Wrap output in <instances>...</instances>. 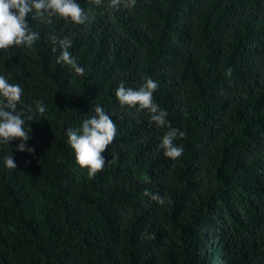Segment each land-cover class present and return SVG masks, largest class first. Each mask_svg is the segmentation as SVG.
Returning <instances> with one entry per match:
<instances>
[{
    "label": "trees",
    "instance_id": "trees-1",
    "mask_svg": "<svg viewBox=\"0 0 264 264\" xmlns=\"http://www.w3.org/2000/svg\"><path fill=\"white\" fill-rule=\"evenodd\" d=\"M77 2L85 23L30 19L40 40L0 50L25 115L46 106L27 121L34 154L0 145V264H264V0ZM51 35L72 40L83 76L56 63ZM148 77L185 133L176 161L157 151L167 129L115 96ZM95 103L117 136L89 177L65 133Z\"/></svg>",
    "mask_w": 264,
    "mask_h": 264
},
{
    "label": "clouds",
    "instance_id": "clouds-1",
    "mask_svg": "<svg viewBox=\"0 0 264 264\" xmlns=\"http://www.w3.org/2000/svg\"><path fill=\"white\" fill-rule=\"evenodd\" d=\"M134 2V0H132ZM119 5L130 6L129 0H109L110 7ZM53 16L63 18L66 22L76 25L85 23L87 15L77 0H0V50H8L11 46L19 48H32L40 40V33L34 31L29 20L48 19ZM52 51L59 49L56 63L67 65L78 76L84 75V67L77 62L69 49L72 40L68 37H49ZM158 89V83L148 77L136 88L125 86L124 82L115 89V96L119 105L145 110L148 113L149 123L158 129L167 130L158 138L157 151L176 161L182 156L184 147L177 143L185 133L171 126L167 119L168 112L155 100L154 93ZM23 88L19 83H10L9 78L0 74V145L9 146L11 142L18 141L16 151L35 153V148L28 145L31 138V124L27 121L41 120V114L46 112L45 104L40 100H34L33 106L27 109V116L20 107ZM67 143L75 153L76 163L81 169H85L89 177L95 176L105 166V157L102 153L113 144L117 136V127L112 116L98 103L93 109L84 115L78 127H69L66 130ZM2 164L9 169H16L12 149L10 155L2 157ZM151 200L163 205L165 197L160 193L145 191Z\"/></svg>",
    "mask_w": 264,
    "mask_h": 264
}]
</instances>
